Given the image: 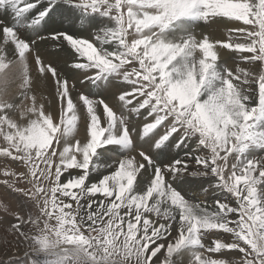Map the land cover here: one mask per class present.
<instances>
[{
  "label": "snow or ice",
  "instance_id": "obj_1",
  "mask_svg": "<svg viewBox=\"0 0 264 264\" xmlns=\"http://www.w3.org/2000/svg\"><path fill=\"white\" fill-rule=\"evenodd\" d=\"M257 153L264 0H0V264H264Z\"/></svg>",
  "mask_w": 264,
  "mask_h": 264
},
{
  "label": "rangeland",
  "instance_id": "obj_2",
  "mask_svg": "<svg viewBox=\"0 0 264 264\" xmlns=\"http://www.w3.org/2000/svg\"><path fill=\"white\" fill-rule=\"evenodd\" d=\"M207 34L211 35V37L215 38V39H225L226 38V29L221 28L219 24H213L210 28L207 29ZM227 59H228L229 64H231V59L230 58H227ZM257 155H264V153H257ZM0 178H2V177H0ZM2 190H3V186H0V191H2ZM225 238H227V237H225ZM23 253H24L23 247H21L17 251L16 249H14L12 247L6 248L4 246V243L0 242V262L13 257V255L16 258L23 259ZM41 264H42V262H41Z\"/></svg>",
  "mask_w": 264,
  "mask_h": 264
},
{
  "label": "bare ground",
  "instance_id": "obj_3",
  "mask_svg": "<svg viewBox=\"0 0 264 264\" xmlns=\"http://www.w3.org/2000/svg\"><path fill=\"white\" fill-rule=\"evenodd\" d=\"M221 28H225L224 25H220ZM208 29V28H207ZM207 29H205V31L207 32ZM216 33V32H215ZM210 34V33H209ZM211 36V35H210ZM218 37V36H217ZM163 159V158H162ZM11 166V165H9Z\"/></svg>",
  "mask_w": 264,
  "mask_h": 264
}]
</instances>
